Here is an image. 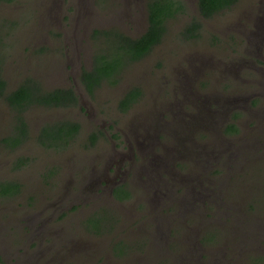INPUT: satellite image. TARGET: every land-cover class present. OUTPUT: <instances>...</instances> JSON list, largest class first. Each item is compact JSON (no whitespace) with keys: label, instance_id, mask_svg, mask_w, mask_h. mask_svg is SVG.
<instances>
[{"label":"rangeland","instance_id":"374dc122","mask_svg":"<svg viewBox=\"0 0 264 264\" xmlns=\"http://www.w3.org/2000/svg\"><path fill=\"white\" fill-rule=\"evenodd\" d=\"M149 1H0V20L8 23L0 32L5 37L0 56L6 91L28 77L47 88L58 87L62 82L49 73L57 59L65 66L67 58L65 53L61 55L65 41L76 40L82 57L89 52L94 57L103 46V39L93 37L96 28H119L137 37L141 31L129 29L140 21ZM185 1L187 12L167 21L162 41L127 64L115 84L103 82L91 98L93 110L87 102L91 116L102 118L104 126L90 124L87 116L65 154L29 137L18 149L29 158L22 170L10 171L1 165L19 153H8L7 146L0 145V180H18L22 185L18 194L0 196L3 264H147L150 259L151 264H248L255 257L264 258V0H238L203 20L199 36L192 39L181 31L196 10V1ZM64 36L68 39L63 42ZM185 83L190 100L185 113L175 108L170 112L164 103L176 102L175 96L183 102ZM131 85L140 87L141 95L128 110L121 111L117 103ZM230 97L234 100L229 103ZM26 110L32 123L76 115L73 108L28 106ZM159 112H170L161 120L168 127L181 126L184 118L188 129L181 132V139L189 135L195 143L186 138L179 142L186 151L191 144L187 157L181 149L167 151L173 142L166 130L151 129L152 135L144 141L137 135L138 143L121 133L120 129L126 131L141 116ZM12 115L0 97V137L11 133ZM105 117L117 128L107 129L110 135L100 134L93 146L88 145V133H99L98 125L107 126ZM230 119L237 123L238 131L222 135ZM243 142L249 144L248 149ZM119 150L125 155L116 162L119 158L113 159V152ZM64 161L67 164L62 166ZM82 161L87 186L92 182L97 186L96 173L110 166L120 171L117 178L122 180L114 187L125 183L133 196L120 203L110 198L109 189L97 196L95 188L83 193V198L79 196L76 186L82 176L76 165ZM109 175L113 180L116 173ZM107 207L109 213L127 210L131 214L122 223L115 215V227L103 242L84 223ZM116 238L135 249L117 257L110 246ZM142 241L146 245L140 247Z\"/></svg>","mask_w":264,"mask_h":264},{"label":"trees","instance_id":"16d2710c","mask_svg":"<svg viewBox=\"0 0 264 264\" xmlns=\"http://www.w3.org/2000/svg\"><path fill=\"white\" fill-rule=\"evenodd\" d=\"M4 3H11L14 0H0ZM238 0H197L196 10L193 14L188 16L182 28L181 35L187 39L196 38L199 36L202 28V18L207 19L214 14L227 10L234 6ZM188 4L185 0H150L147 4L148 11V28L139 37L133 38L123 34L120 31L112 29L107 31L105 29L96 28L93 30V37L99 39L103 38V46L97 50L91 70L85 69L83 71L82 82L89 92H92L94 87L99 85L104 78L111 83H115L117 69L124 68L127 64L136 62L141 57L145 56L154 45L159 44L167 30V21L175 18L180 14L187 12ZM3 26V27H2ZM15 25L11 24V28ZM8 27V23L0 20V32ZM4 36H0V46L4 45L2 42ZM3 58L0 56V97L15 109H18L20 134L26 133V121L23 118V111L30 104L42 106H63L71 105L76 102V95L72 89L57 88L54 90H46L41 86V82L28 77L18 87L12 91H6V76L2 71ZM139 88H131L122 99L119 101L120 109L127 110L130 103L139 94ZM23 118V119H22ZM52 126V127H50ZM17 127V126H16ZM15 127V129H16ZM80 124L74 121H62L54 125H45L38 134L39 142L47 148L59 150L61 147L66 148L71 139L79 131ZM238 131L237 124L228 123L225 127V133H236ZM15 130L9 136L2 138V142L7 146L14 148V146L21 142V135L15 136ZM17 133V132H16ZM15 136V137H14ZM65 136H67L65 138ZM97 135L92 133L90 135L91 143L94 144ZM20 160V159H19ZM21 191V185L15 181H1L0 182V196H7L10 194H18ZM113 196L119 200H126L131 198L132 194L128 187L124 185L116 186L113 189ZM107 212L109 209H105ZM113 213L100 215L97 211L85 221L84 226L96 235H101L105 232H111L115 227ZM146 245L145 242H140L139 246ZM113 253L122 258L128 255L135 248L132 244L125 240L116 241L111 246ZM140 249V248H139ZM147 249L145 250V252ZM253 258L248 264H264V258ZM258 260V261H256Z\"/></svg>","mask_w":264,"mask_h":264},{"label":"flooded vegetation","instance_id":"af4514ba","mask_svg":"<svg viewBox=\"0 0 264 264\" xmlns=\"http://www.w3.org/2000/svg\"><path fill=\"white\" fill-rule=\"evenodd\" d=\"M195 1H197V0H195ZM142 10H145V11H143V16L140 18V21L139 22H137V23H135L134 25H133V27L131 28V29H129V30H134V31H136V32H140L141 31V34H143L146 30H147V28H148V11H147V8H146V6H145V8L144 9H142ZM141 10V11H142ZM133 12L135 13V12H138V11H136V9H133ZM203 20H205V19H203L202 18V21ZM11 24H13L14 25V22H11ZM128 26H130V23H128L127 24ZM99 29H105V30H107V31H109V30H111L112 29V31L113 30H115V31H117V29L121 32V30L119 29V28H114V27H111V28H106V26H104V27H100ZM123 33V32H122ZM123 34H125V33H123ZM140 34V35H141ZM125 35H127V34H125ZM139 35V36H140ZM127 36H129V35H127ZM139 36H137V37H139ZM130 37H132V36H130ZM101 39H103L102 37H100ZM133 38H136V37H133ZM66 39H68V37L66 38L65 36H64V38H63V42L66 40ZM66 46H64V49H65V51H63L62 53H61V55H63L64 53H65V56H66V62H65V66H64V63H61L63 60H56V62L54 63V64H51L53 67L50 69V75L51 76H54L58 81H60V82H62V84L61 85H59L58 87H56V88H47L46 86H45V84H42L41 83V86L43 87V89H46V90H54V89H57V88H65V89H72L73 91H74V93H75V95H76V102L74 103V104H71V105H66V106H63V104H61L62 106H42V105H36V104H30L29 105V107H39V108H62V109H75L76 110V115L75 116H73L72 118L71 117H54V118H49V119H46V118H40V119H36L35 120V122L34 123H32V121H30L29 120V118H27L26 117V109H27V107L25 108V110L23 111V113H24V115H23V118L25 119V121H26V133H23V134H20L18 131L21 129V126H19V124H18V122L20 121L19 120V118H18V113H19V111H18V109H15L14 107H12L10 104H8L7 102V104H8V107L13 111V115L11 116V118H10V120H11V128H10V131L12 132V131H16L15 132V136H17V135H21V142H19V143H17L15 146H14V148H11V147H9V146H7L6 144H4L3 142H2V138H4V137H6V136H9L11 133H6V134H8V135H2L1 137H0V145H5V146H7V147H5V148H7V149H9V151H8V153H11V152H16L18 149H19V147L29 138V137H36V139L38 140V144H40V145H42L40 142H39V138H38V134L40 133V131H41V129L43 128V126H45V125H54V124H56V123H58V122H64V121H74V122H77V123H79L80 124V128H79V131L76 133V134H74L75 136L71 139V141H70V143H69V145L66 147V148H63V147H61L59 150H55V149H52V150H54L56 153H67L71 148H72V145H73V143L75 142V139H76V137L78 136V135H80V133H81V131H82V128H83V126L85 125V123H86V117L88 116V118H90L91 119V121H89V123L90 124H101V126H104V124H102L100 121L102 120V118H93L92 116H91V110H89V108H88V104H87V102L91 105L90 107L92 108V110H93V108H95L94 106H92L93 104H92V101H91V98L93 97V95L97 92V90H98V88L102 85V83L103 82H106V81H108L106 78H104V80L99 84V85H97V86H95L94 87V89H93V91L92 92H89L88 90H87V88H86V86L83 84V82H82V76H83V71L85 70V69H87V70H91V68H92V65H93V59H94V57H93V55H92V52H89V53H86L83 57H82V54L78 51V49L79 48H77V42H76V40H72V41H65V43H64ZM67 45H70V47H67ZM155 46V45H154ZM154 46H153V48H154ZM4 47V45H1L0 46V48H3ZM152 48V49H153ZM151 49V50H152ZM151 50L149 51V52H151ZM148 52V53H149ZM147 53V54H148ZM64 56V55H63ZM88 56V57H87ZM2 57V56H1ZM243 57V56H242ZM125 69V67L124 68H121V69H117V71H116V77L114 78V79H116V80H119V75L121 74V72L123 71ZM245 69V68H244ZM40 82V81H39ZM21 84V83H20ZM111 84H115V83H111ZM19 86V85H18ZM17 86V87H18ZM132 86V85H131ZM127 87L125 90L126 91H124V93L120 96V99H122L123 98V96L131 89V88H133L134 86L135 87H137L136 85H133L132 87ZM187 87V83H185V86H184V90H183V97H184V100H183V102H180L179 101V99H178V97H176L175 96V101L176 102H173V101H168L167 103H164V105L167 107V110H169L170 112L172 111V110H174L173 108H175L176 109V111H178V112H181V113H185V110H186V104H188L189 102L188 101H190V100H188L187 99V94H186V92H185V88ZM139 88V94H138V96L137 97H135V99L130 103V107L134 104V103H136L137 101H138V99H139V97H140V95H141V90H140V87H138ZM173 93H174V90H173ZM231 99H228V102L230 103V102H232L233 100H234V98L233 97H230ZM120 99H119V101H120ZM119 101H118V103H117V108L119 109V110H121V111H125V110H122V109H120V106H119ZM85 104H84V103ZM224 104V103H223ZM129 107V108H130ZM128 108V109H129ZM127 109V110H128ZM98 110V109H97ZM100 112V111H99ZM170 112H168V115H165L166 114V112H164V113H160L159 112V114H155V113H149V114H147V115H144V116H141L138 120H134V122L133 123H131L129 126H127V129H126V131L124 130V129H120L121 130V133L125 136V137H128V136H130V138H132L133 139V141L134 142H136V143H138V139H136V137H137V135H139V136H142L143 138H142V140L144 141L145 140V138L144 137H148L147 135H152V133H151V129H163V130H166L167 131V133H169L170 135H168L169 136V138L172 140V144L170 145V147H168L167 148V151L168 152H170V153H177V152H180L181 150H183V151H185V156L187 157L188 156V154L191 152L190 150H189V147H190V145H189V147H188V150L186 151L185 149H184V147H183V145H182V143H179L182 139H185L186 138V140H188V141H190L192 144H195L194 142H192V140L190 139V136L189 135H184L185 136V138H182L181 139V137H182V135H181V132H182V134L185 132V130L184 129H188V126H185V122H184V118H183V123H182V125L181 126H174V125H172V126H170V127H168V126H164L162 123H161V120L162 119H164V118H166V117H168L169 116V114H170ZM202 114H203V112H202ZM203 116H204V114H203ZM22 118V119H23ZM214 118V117H213ZM139 120H144V121H147V125H145L144 123H143V121H141V122H138ZM213 121H214V119H213ZM103 122L105 123V124H107V126L105 127V128H102L101 126H99L98 125V127H99V133H97V132H92V133H95L97 136L98 135H100V134H104V135H110V134H108V130L107 129H109V128H117V125L115 124V122L114 121H112V120H110V119H107L106 117L105 118H103ZM216 121H214V123H215ZM228 123H235V124H237L235 121H234V119H230L229 121H227L226 123H225V127H226V125L228 124ZM17 126V127H16ZM15 127H16V129H15ZM50 127H52V126H50ZM142 128L144 129V132H142ZM91 132L90 133H88V145H90V146H93L95 143H96V141H95V143L94 144H92L91 143V139H90V135L92 134ZM119 133V132H118ZM186 133V132H185ZM120 134V133H119ZM234 135V133H225V129H224V131H223V134L222 135ZM113 136H117V133H115V132H113V134H112ZM178 135H180L179 136V138H178ZM14 136V137H15ZM67 136H65V138H66ZM109 138V140H111L110 139V137H108ZM97 139V138H96ZM176 141V143H174V141ZM149 141V140H148ZM148 143V145L150 146V143L149 142H147ZM242 144H246V148L245 149H248L249 148V144L247 143V142H243ZM43 146V145H42ZM114 148L116 147V144H114V146H113ZM16 148V149H15ZM241 148V147H240ZM49 149H51V148H49ZM181 149V150H180ZM240 149H238V151H239ZM17 153H19V154H16L15 155V157H13L10 161L9 160H7V161H5V163H3V164H1V165H3L4 167H5V169H8L9 168V170L10 171H12V170H14V169H17V170H22L27 164H28V161H29V158H28V156L27 155H25L24 153H20V150H18L17 151ZM133 153V155H134V157H136L135 156V153L134 152H132ZM103 155H105V154H103ZM125 155V153L123 152V151H121V150H119V151H114L113 152V159L115 158V157H118L119 158V161H116V162H120V161H122V159H123V156ZM19 156V157H18ZM20 159V160H19ZM65 164H67V161H64L61 165L63 166V165H65ZM75 164V163H74ZM155 164V163H154ZM156 165V164H155ZM1 168V167H0ZM76 169H80L79 171H78V174H81V176H82V178H81V181H79L80 183L79 184H77V186L76 187H78V190H76V191H78V193L77 194H80L79 196H81L82 198H83V193L84 194H86V193H88V192H90V190L92 189V188H95V192H97V196H102L100 193L102 192V193H105V191H106V189H109V196H111L110 198L111 199H113V200H116V201H118V202H120V203H122V202H126L127 200H129V199H126V200H119V199H116L114 196H113V189L115 188L114 187V185L117 183V182H120V181H122L120 178H117V175H118V173L120 172H118V171H116V169L115 168H110V166H107V169H105V171H103V172H101V173H96V182L98 183V185L97 186H94V183L92 182L91 183V187L90 186H87L86 185V180H88V176L86 177V175H84V174H86V171H85V161H82L79 165H76ZM112 171H114L115 173H116V175L113 177V180L110 178V172H112ZM186 175L188 174V173H185ZM185 175V176H186ZM184 176V177H185ZM193 176H195V174L194 175H192V177ZM192 177H191V179L190 180H192ZM176 178H177V176L175 177V176H173V179L174 180H176ZM183 179H187L188 180V178L187 177H185V178H183ZM6 180H8V179H2V180H0V182L1 181H6ZM11 180V179H10ZM112 180V181H111ZM178 180V179H177ZM15 182H17L19 185H21V183L18 181V180H14ZM113 182V184H111ZM119 185H124V187H128L129 189H130V192H131V194H132V196H133V190L130 188V186H127L125 183L124 184H118L117 186H119ZM166 186H167V184H166ZM21 187H22V185H21ZM166 188V187H165ZM159 192V191H158ZM158 192H157V194H158ZM66 193H68V192H66ZM155 193V192H154ZM164 195H166V194H164ZM154 197H155V195L153 194V199L151 198L150 199V204L152 203V202H154ZM85 200L87 201V200H89L88 198H87V196H85ZM204 200V199H203ZM210 200V199H209ZM140 201V200H139ZM90 202V201H89ZM90 204H92V203H90ZM159 204V203H158ZM233 204H235V203H232V207H233ZM107 209H108V207H107ZM106 210H104V212H100V215H105L106 213L107 214H110L109 213V210L107 211V212H105ZM114 214V216L115 215H117V216H119L120 217V222L119 223H122V222H124V220H126V219H129V215L131 214L130 212H128L127 210L126 211H117V213H113ZM116 217V216H115ZM233 220L236 218V210H234L233 209ZM116 219H118L117 217H116ZM235 221V220H234ZM26 231V234H28V241H31V239H30V235H29V231H28V229H26L25 230ZM113 231V230H112ZM32 232V231H31ZM43 232H44V230H43ZM33 234V233H32ZM106 235H108V236H111V234H110V232H105V233H103V234H101V235H98L100 238H101V240L104 242V236H106ZM120 240H124V239H120V238H116V241H120ZM115 241V242H116ZM110 246H112V245H110ZM7 247V246H6ZM5 247V248H6ZM146 254H148V251H146ZM33 255L34 256H36V253L35 252H33ZM85 255H88V254H85ZM146 256V255H145ZM144 256V257H145ZM4 255L2 254V251L0 250V264H3L4 263ZM84 260L87 262V261H90V260H88L86 257L84 258ZM147 260H148V257H147ZM150 262H148L147 264H151V259L149 260Z\"/></svg>","mask_w":264,"mask_h":264}]
</instances>
